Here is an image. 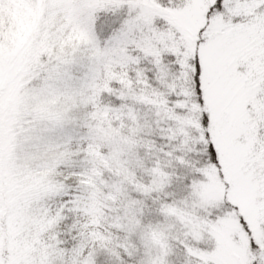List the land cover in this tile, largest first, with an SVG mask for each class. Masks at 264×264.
Masks as SVG:
<instances>
[{
    "label": "snow or ice",
    "instance_id": "6c2138e0",
    "mask_svg": "<svg viewBox=\"0 0 264 264\" xmlns=\"http://www.w3.org/2000/svg\"><path fill=\"white\" fill-rule=\"evenodd\" d=\"M0 264H264V0H0Z\"/></svg>",
    "mask_w": 264,
    "mask_h": 264
}]
</instances>
